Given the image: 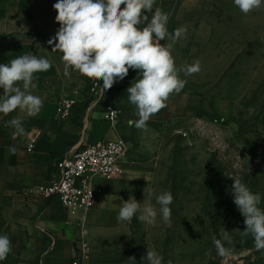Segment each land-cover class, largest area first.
I'll use <instances>...</instances> for the list:
<instances>
[{
    "label": "rangeland",
    "instance_id": "1",
    "mask_svg": "<svg viewBox=\"0 0 264 264\" xmlns=\"http://www.w3.org/2000/svg\"><path fill=\"white\" fill-rule=\"evenodd\" d=\"M39 1L32 32L39 57L56 66L59 93L83 97L89 78L75 70L65 76L62 54L48 44L60 27L53 8L57 0ZM169 7V32L181 26L187 32L160 43L170 46L186 84L150 117L146 130L135 127L136 108L127 88L118 86L116 105L127 114L120 138L129 145L130 166L115 182L105 229L89 233L88 222L87 264H133L131 256L136 264H148L142 259L147 250L162 256L163 264H264V249L257 251L251 233L244 234V217L232 194V177L240 178L261 195L264 210V0L248 14L234 0H170ZM196 61L200 71L186 75ZM137 77L122 82L130 87ZM105 182L110 181L96 179L98 186ZM164 191L174 198L170 223L155 200ZM129 196L157 210L153 224L135 217L117 220ZM223 228L231 243L223 241ZM214 238L226 255H218Z\"/></svg>",
    "mask_w": 264,
    "mask_h": 264
},
{
    "label": "clouds",
    "instance_id": "2",
    "mask_svg": "<svg viewBox=\"0 0 264 264\" xmlns=\"http://www.w3.org/2000/svg\"><path fill=\"white\" fill-rule=\"evenodd\" d=\"M155 0H57L53 4L57 12L56 22L60 25L54 37L48 41L55 45L64 63V75L70 76V70L78 71L90 79L102 81L106 90L115 82L123 80L129 70H138L139 74L127 89L129 102L135 106L137 129L146 130L150 117L166 107V101L173 93H179L186 81L180 79L170 46L160 41L182 38L187 28L178 27L169 32L167 23L170 13L154 8ZM239 10L248 14L262 6V0H234ZM123 6V7H122ZM145 13H151V19ZM140 25H145L143 28ZM51 62L45 57L25 54L0 64V113L7 115L16 109L26 111L28 115L37 114L42 108L40 97L29 89L36 88L33 74L46 72ZM186 75L200 71L199 61L187 66ZM22 82V87L18 84ZM23 89V90H22ZM5 127L14 129L13 139L24 133L20 116L5 122ZM12 153L16 147L10 148ZM233 202L244 217L245 235L251 233L256 250L264 249V210L259 205L261 195L253 193L240 178L232 177ZM153 195V193H149ZM173 195L164 191L155 197L159 214L165 223H170ZM140 213L139 215H137ZM153 224L157 210L152 206L143 207L133 196L122 201L117 216L118 221L131 222L133 218ZM223 241L231 243L229 231L221 233ZM218 255H226V249L220 240L214 238ZM11 252L10 238L0 235V261ZM143 261L148 264H163V257L154 251H148ZM136 264L134 256L128 258ZM167 264H172L169 260Z\"/></svg>",
    "mask_w": 264,
    "mask_h": 264
},
{
    "label": "crops",
    "instance_id": "3",
    "mask_svg": "<svg viewBox=\"0 0 264 264\" xmlns=\"http://www.w3.org/2000/svg\"><path fill=\"white\" fill-rule=\"evenodd\" d=\"M39 2L0 0V64L25 54L40 56L32 34ZM169 3L170 0H155L154 8L170 13ZM145 14L151 19V13ZM138 74V70L130 69L125 78L132 80ZM33 83L36 88L29 90L42 100L37 114L28 115L20 109L7 115L0 113V235L6 234L11 241V252L0 264H72L78 237L73 225L76 221L69 219L57 200L47 201L35 190L53 178L56 162L72 147L119 138L127 114L119 108L122 113L113 127L103 113L106 101L90 110L83 97L68 94L79 103L70 119L61 118L57 103L62 94L58 92L57 68L52 63L48 71L33 74ZM18 84L22 87V82ZM119 88L128 89V82H122ZM16 116L22 119L24 133L13 139L14 129L5 127V122ZM30 144L31 153L27 151ZM13 146L15 153L10 151ZM115 182L100 186L103 194L89 214V233L104 230L107 218L112 216V191L118 186ZM51 240H55L54 247H50Z\"/></svg>",
    "mask_w": 264,
    "mask_h": 264
},
{
    "label": "built area",
    "instance_id": "4",
    "mask_svg": "<svg viewBox=\"0 0 264 264\" xmlns=\"http://www.w3.org/2000/svg\"><path fill=\"white\" fill-rule=\"evenodd\" d=\"M88 93L83 96L90 110L105 103L103 113L106 121L113 127L118 122L122 111L116 105L118 80L106 90L103 82L90 79ZM79 103L75 98L62 95L58 99L57 112L61 118L70 119L74 107ZM33 151V144L27 148ZM130 148L120 137L115 140H103L95 143L82 142L69 149L56 162L53 178L39 185L35 193L47 200H57L66 210L69 219L76 221L78 237L73 250L72 264H87L88 244L86 241L89 214L98 204L103 190L96 184V179L109 181L125 177L129 166ZM72 224V223H71ZM51 240L50 247H54Z\"/></svg>",
    "mask_w": 264,
    "mask_h": 264
}]
</instances>
